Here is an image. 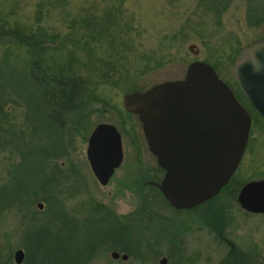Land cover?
<instances>
[{
	"label": "rangeland",
	"instance_id": "374dc122",
	"mask_svg": "<svg viewBox=\"0 0 264 264\" xmlns=\"http://www.w3.org/2000/svg\"><path fill=\"white\" fill-rule=\"evenodd\" d=\"M0 20L5 23L2 29L15 26L24 36L41 32L53 38L43 43L47 48L38 57L23 43L0 41V264H14L17 250L23 252L21 264H29L32 246L27 238L47 226L74 240L76 246L94 242L95 211L89 200L99 199L117 213L132 208L134 197L117 192L118 183L125 181L120 180L126 172L132 174L128 170L136 174L153 162L148 159L151 157L139 122L125 115L124 95L181 80L187 65L200 61L239 96L233 61L241 47L264 37V0H0ZM190 45L195 46L196 55L188 51ZM54 70L62 73L54 74ZM47 93H53L48 98L54 100L62 93L67 103L58 99L52 104L46 101ZM81 117L84 121L79 126ZM98 124L113 125L121 135L122 164L107 186L97 184L87 164L86 191L80 195L81 189L76 191L75 198L67 199L60 181L53 184L50 179L41 184L39 177L34 179L36 169L49 174L53 162H63L35 159L37 152L50 155L58 151L60 139L65 151L73 152L74 161L81 165L86 140ZM56 125L65 128L66 134ZM61 134L63 137H58ZM247 141L227 183L237 181L231 186L232 194L223 195V187L209 200L215 199L213 205L224 210L221 238L199 229L205 224L195 217L205 210L202 208L196 214L177 213L184 222L178 239L179 257L164 245L151 260L144 257L142 261L134 256V247H140L137 253L143 258L145 235L134 230L129 232L131 242L122 240L114 249L98 245L97 255L92 249L86 253L87 263L85 259L83 262L158 264L164 257L167 264H220L230 250L236 249L237 257L252 255L250 264H264V214H247L236 202L245 183L264 179V121L250 117ZM149 198L163 215L172 214L158 194L150 193ZM39 203L41 209L37 208ZM167 225L156 219L150 228L167 231ZM106 230L111 231L97 222V234ZM111 252L127 254L128 259L114 261ZM235 257L226 264H249Z\"/></svg>",
	"mask_w": 264,
	"mask_h": 264
},
{
	"label": "water",
	"instance_id": "95a60500",
	"mask_svg": "<svg viewBox=\"0 0 264 264\" xmlns=\"http://www.w3.org/2000/svg\"><path fill=\"white\" fill-rule=\"evenodd\" d=\"M193 49L188 47L196 55ZM232 75L247 104L264 120V37L238 50ZM122 108L137 118L147 151L164 171L155 186L172 208L188 210L207 202L235 173L247 144L250 115L209 65L194 61L181 80L126 94ZM121 154L115 127L98 124L88 138L86 158L101 186L119 167ZM236 202L249 214H264V179L245 183ZM22 260L23 252L15 251L14 264Z\"/></svg>",
	"mask_w": 264,
	"mask_h": 264
},
{
	"label": "flooded vegetation",
	"instance_id": "af4514ba",
	"mask_svg": "<svg viewBox=\"0 0 264 264\" xmlns=\"http://www.w3.org/2000/svg\"><path fill=\"white\" fill-rule=\"evenodd\" d=\"M234 96H235V94H234ZM129 115L133 116L131 114H129ZM83 121L84 120L81 117V122L77 125H79V126L82 125L81 123H83ZM56 127L59 128V131H61V129H62V133L65 132V134H66L67 130L65 131V128L59 127L58 125H56ZM94 128L89 133V136L92 133V131L94 130ZM116 131H117V129H116ZM119 136L121 139L120 133H119ZM58 137H63V136L61 134ZM84 138H85V136L82 137V141L85 140ZM63 142H64V140H63ZM63 142L61 141V139L59 140L60 149L58 151H55L54 153H51L50 155L45 154V152H37V156H35V159H36V157L41 158V159L43 158L44 160L48 159L49 161L62 159L63 162L60 163L59 165H57L56 163L54 164V162H53V165L51 166L52 168H50L48 170V172H50L49 174L44 173L42 170H38V169H36V170H38L41 173V175H40L41 177L47 178L46 177L47 175H51L52 178H50V179L53 182V184H55L56 181H58V183H59V181L62 182V188H63L62 191L67 192V193H65L67 199H71V198H75L76 191L81 189V191L78 192L79 195H80V193H84L86 191L85 190L86 182H85V176H84V172H85L84 164H87L91 174H92V172L90 170V166H89V163H88L87 158H86V147H85V149H84L85 151L83 153L85 163L82 162V164L80 165V162L74 161V153L73 152L68 153L67 151H65V147L63 148ZM86 144H87V140H86ZM247 146H248V141H247L246 147ZM246 147H245V150H246ZM148 154L151 157L148 159H150V161L153 162V163H150L152 166H147L143 169L139 168L140 172L139 173L136 172V174L133 173V170H128V172L130 171L129 173H132V174H128L126 172L124 174L125 177L123 179L121 178V180H120V181H122V180H125V181L118 183L117 192L130 193L129 195L134 197V199H135V202L132 205V208L128 212L117 213L111 207L102 205V203L100 201H98L99 199H93V200L88 201V203L93 205V208L95 211L94 215H95L96 235H95V250L94 251H95L96 255H97V222H98L99 224H102V225L103 224H105L106 226L110 225V229L111 228L122 229L123 233H129V232L135 230L137 232H140L142 234V236L145 235L144 243H143V246L141 248V250L143 251L142 261L145 260L144 257L146 258L145 261L151 260V258L154 256V254L159 253V250L162 247H164V245H167L168 250H169V248H171V250L175 253L174 255L176 257L180 256L181 252H180V247L178 246V243H179L178 239L183 233L180 228L183 227L184 222H183V219L181 217L177 216V213H179V212H183V213L185 212L186 213V212L192 211L191 213L196 214V213H198L197 212L198 206L194 207L192 209H188V210H176V209L172 208L166 202V200L163 198L160 191L155 186L156 184H160V182L162 181L163 176H164V171L157 166L155 157L150 152H148ZM138 155L139 154H135V157ZM136 159L138 160L140 158H136ZM121 164H122V157H121L119 167ZM42 165H43V163H42ZM118 168H116L115 170H117ZM115 170H113V173L110 176V178L108 179L107 183L102 187L107 186L109 184V182L113 179ZM53 172H54V176H53ZM92 176H93V174H92ZM34 179L36 180V178H34ZM58 183L56 185H58ZM97 184L99 186H101L98 183V181H97ZM150 193H154V195L158 194L162 198V201H163L162 204H164L168 209H170V211H172L171 212L172 214L170 216H165V214L163 215L162 213H164V212H162L161 209H158V208H155L152 206V201L149 198ZM203 204H201V205H203ZM102 206L104 209H102ZM41 208H42V205H41ZM201 208H203V206ZM156 209H158V211ZM245 213H247V212H245ZM247 214H249V213H247ZM250 215H254V214H250ZM156 219H158V220L160 219V221H163V222L168 224L167 225V227H168L167 231L163 230V229H158L157 227L150 228L151 221L156 220ZM195 219H196V217H195ZM193 222H195V221H193ZM134 224L136 226H134ZM199 229L207 231L208 234H210L214 237V232H213L211 226L209 227V225L205 224V225L199 227ZM226 243H228V242H226ZM128 250L130 251V248ZM111 253H113V252H111ZM114 253H116V252H114ZM116 254H117V258L116 259L111 258L112 260H114V261H117L118 259L121 260L120 257L122 255H125L127 257L126 260H124V261L121 260V261L122 262L127 261V259H128L127 254H124V253L123 254L116 253ZM162 259L165 260L164 264H167V259L164 257L159 258L158 264H161L160 261ZM148 264H150V263H148Z\"/></svg>",
	"mask_w": 264,
	"mask_h": 264
},
{
	"label": "trees",
	"instance_id": "16d2710c",
	"mask_svg": "<svg viewBox=\"0 0 264 264\" xmlns=\"http://www.w3.org/2000/svg\"><path fill=\"white\" fill-rule=\"evenodd\" d=\"M4 24L5 23L2 20H0V41H2L3 43H8V42H11V40H12V43H14V44L23 43L28 49H31V51H34L33 56L36 54V56H34V57H38V55H41L42 54L41 51H43V48H44V50L47 48V47L43 46V43L45 41H48V39L49 40L53 39L52 37H47L45 34H42L41 32H38V35L37 34L33 35L32 33H30L29 35L24 36L23 34H21L19 32V30L15 26L11 30L2 29L4 27ZM2 42H0V43H2ZM56 73L59 74L62 72L54 70V74H56ZM54 81H55V83L57 82L56 80H54ZM55 87H56V89L60 88L59 86L58 87L55 86ZM237 93L239 94L240 97L235 95L236 99L245 108V110L248 112L250 117L253 119L255 116L256 118L260 119L261 121H264L247 104V102L244 100L241 93L239 91H237ZM61 94H59V98H57V100L61 99L60 103H67V102H65L66 97L64 96V94L63 95H61ZM49 95L54 96L53 93L52 94L47 93V98ZM49 100H51L52 104L57 102V100H54L51 96H50V99L48 98L46 101L49 102ZM125 115L129 116V114H127V113H125ZM40 175H41V173L38 170H36V172L34 173V176H35V178L39 177L40 182L42 181L41 184H46L50 181V178L41 177ZM233 184L234 185L237 184V181L235 179H232V182L230 181V183L221 190L223 192V195L227 196V195L232 194L231 186ZM216 197L218 198L219 196H216ZM212 202H215V199H213ZM212 202L208 201V202L204 203L203 205H200L197 207L198 211L203 210L201 208L202 206L205 210H203V212L196 218V220L200 221L202 224L209 225V227L211 226L215 235H217V237H220L219 232H220L221 228L223 227V223H224V215L222 214V212L224 210L221 209V206L213 205ZM223 203H226L227 207L229 206L228 202H223ZM102 209H104L103 206H102ZM47 227L48 228L43 229L44 232L43 231L36 232L35 235L33 233L32 235H29L27 238L28 244H30L29 246H32V250H31L32 254L30 256L31 260H30L29 264H31V263L32 264H83L84 259L87 263V260L89 259V257H86V253L92 251V249H95V239H94V242L84 241L82 243V246H80V245L76 246V245H74V240H70V238L65 239V238L61 237L62 234L57 233L58 231H56L55 229L50 230L49 229L50 226H47ZM57 227L62 229V225H59ZM106 227L110 228V225L109 226L107 225ZM64 228H65V226H63V229ZM47 229H49V233H48ZM70 230H72V227H70ZM57 234H59V235H57ZM60 238H62L63 242L60 241ZM122 240H125L126 243L131 242V233H123L122 229H117V228L114 229L113 228V230H112V228H111V231H107L106 233L102 232V233L97 234V247H98V245L100 247L101 246L105 247V246L110 245L111 249H114V247H113L114 244L115 245L119 244ZM222 241H223V239H222ZM228 247L231 248V246H228ZM77 248H80V249L78 250ZM139 248L140 247H136V248L134 247V249H135L134 256L139 257L142 260V256L137 253L139 251L138 250ZM126 251L127 250H125V252ZM237 252L238 251L236 249L230 250L225 255L224 259L221 261L220 264H222V263L226 264L229 262L232 263L233 257L236 256ZM66 254L67 255L70 254V256H66ZM87 256H88V254H87ZM251 256H252L251 254L245 253L243 255L241 254L240 257L236 256L235 258L241 259L242 263H244V261L249 263L251 260L250 259Z\"/></svg>",
	"mask_w": 264,
	"mask_h": 264
}]
</instances>
